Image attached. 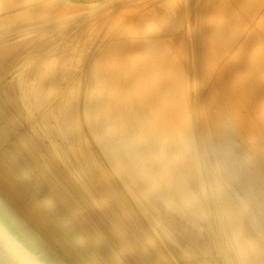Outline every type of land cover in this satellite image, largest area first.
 Returning <instances> with one entry per match:
<instances>
[{"label":"bare ground","instance_id":"1","mask_svg":"<svg viewBox=\"0 0 264 264\" xmlns=\"http://www.w3.org/2000/svg\"><path fill=\"white\" fill-rule=\"evenodd\" d=\"M0 26L177 264H264V0H0Z\"/></svg>","mask_w":264,"mask_h":264},{"label":"water","instance_id":"2","mask_svg":"<svg viewBox=\"0 0 264 264\" xmlns=\"http://www.w3.org/2000/svg\"><path fill=\"white\" fill-rule=\"evenodd\" d=\"M0 264H177L1 26Z\"/></svg>","mask_w":264,"mask_h":264}]
</instances>
